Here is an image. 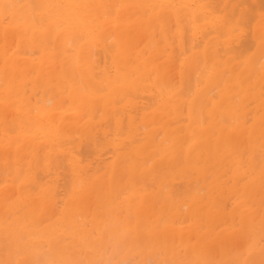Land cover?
<instances>
[{
	"label": "rangeland",
	"instance_id": "1",
	"mask_svg": "<svg viewBox=\"0 0 264 264\" xmlns=\"http://www.w3.org/2000/svg\"><path fill=\"white\" fill-rule=\"evenodd\" d=\"M244 1L240 0L239 7L230 11V16L234 19L233 21L236 24L232 29L234 30V35L237 37L232 48L241 54L240 56H236L241 70V72L239 71L241 77L239 76L240 82L233 84L232 90L230 89L229 92V102L234 105L232 113L234 114L236 112L234 124H236L238 120L243 123L244 133L232 135L233 138L230 137L229 143L224 141V143H222V146H224L222 147L224 154L220 158L215 157V159H213L214 157H211L213 160L206 164L203 174H200L202 171H193L191 173L189 170L182 169V166H179V164L177 168H174L173 173H171L173 167L169 165L167 168L168 163L165 160V163L162 162L159 169L153 168L152 171L154 172L157 169V172H155L156 174L154 172H151L149 175L147 174L149 177L145 179L146 184L144 183L141 185L136 182L131 184L129 183L130 180L128 177L129 167L126 170L124 168L126 167L125 164H123L124 167L122 165L112 168L105 166L104 163L106 161L109 163L115 159L112 153L109 152L108 154L105 152L103 153L104 155L102 154L99 156V158L102 157L101 160L105 158L103 162L99 158V160L95 159L96 156L90 153V151L86 154L91 147L87 146L88 143L85 141L87 139H80L77 133L66 138L68 140L71 139V141L75 139L73 141L74 143L72 142L74 145L69 143L68 140V142L66 140L63 141V139L58 144L50 146L53 148L50 150L48 147L49 144H42L43 142L38 139V142L36 141L32 146H29L30 150L23 149L16 155L14 147L20 149V143L18 142L19 140H17V132L14 130L13 125H11L12 116L10 112L4 113V115H6L4 117V123H0V246H4V250H1L2 248L0 247V264H42V262L36 263V261L38 259H43V255L41 256L42 258H39V254H41L43 250L48 251L47 256L50 257L48 261V257L44 258L42 261H45V263L43 264H264V171L259 169L260 171L258 172L257 164L259 163L256 161L258 158L257 155L259 154L255 153L256 151L259 153L264 152V53H262V51H264L262 50L264 49V46H262L264 45V39H261L259 43H257V40L253 37L252 30L256 20L249 21V28L247 21L240 20L238 12L241 8L253 9L251 7L254 6L255 9V6H258L262 7V9L257 7V13L264 18V3L261 2V6L259 1L260 5L257 2L250 5L248 8L247 5L250 4V2H256L257 0ZM129 7L130 9L127 12L131 22L136 23L138 19L142 20V25L137 24V26L133 27L135 32L131 34L129 45L127 44L128 66L133 72L142 71L145 84L147 85L145 90L138 92L140 99L142 95V97H146L144 99L145 101L141 99L143 102H146V100L151 102L153 100V103H149L150 108L154 105L152 107L153 109L156 108L155 105L157 104L155 103L156 100H154L156 94H154V96L153 93H158L159 91L161 94L165 91L166 93L164 92V94H161L162 96H168L170 94L177 95L176 99L179 98L178 103H182L183 105V107H180L179 116L182 117L184 111L185 117L182 118H184L185 122L188 120V101L195 98L197 99L204 89L205 96L202 98L200 97V101L207 103V100H209L216 103L219 96L218 91L220 88L223 89L225 85H227L226 80L229 74L227 73L224 78L220 77V80L218 79L214 83L213 81H209L210 73L206 68L202 69L206 63L199 53L203 46L202 43H204V38L202 37L204 32L201 31L203 33L197 32L194 34L193 25L183 21L182 18L178 17L171 9L162 11V14H156L149 11L148 8H141L138 7V5H131ZM241 22H244V24ZM247 28L249 29L247 30ZM30 35V31L26 32V34L21 31V34L9 36V40H7L5 44L0 40V61L2 56H6L13 50H17L18 44H20L21 41L24 43L23 40L28 43L26 45V50L23 49V52L25 51L26 54L27 51L29 53L31 52L30 54L33 58L37 59V55H34V50L31 48L32 44L29 43ZM111 36L110 34L106 35L105 39L107 44L115 40V37ZM245 39L249 41V44H245ZM188 40H190L191 43H188ZM197 41L198 43L200 41L201 44L199 45L196 43ZM192 42L194 45L193 47L191 46ZM240 42L244 43L241 45ZM115 43L116 41L111 44ZM151 43L152 45H150ZM195 43L197 47H195ZM243 44L249 45V47L247 48ZM237 45L241 46L239 47ZM190 46L192 48H190ZM100 47L101 46L98 45L97 47L94 45L87 47L86 54H88L87 57L90 58L91 63L95 60L93 58V60L91 59L90 54H92V49H96L93 52H97V50L99 51V49H101ZM237 47L239 48L237 49ZM258 49L262 51L259 50L260 52H258ZM6 51L8 52L4 55ZM222 51L223 50H221V52ZM256 53H260V55L262 53V58ZM36 54L38 53L36 52ZM98 55L99 53L97 57ZM92 56L94 57V55ZM190 56L191 58H189ZM248 59L251 62L248 64V67H244L245 61ZM95 61L100 64L97 58ZM258 61H260L259 64H257ZM75 62L76 60L74 61V66ZM222 69L224 70L221 71V73L223 72L224 75L226 74L225 72L229 70L225 68ZM245 70L246 72H244ZM61 72L62 67L60 60L59 58H55L48 64V72L45 78L39 79V81L38 77H35V81H33L34 76L37 74L34 73L27 64L26 69H24L25 75L20 76L25 87L24 90L26 91H24V98L26 101H28V103L31 102V106L33 105L37 108L43 106L46 108L53 107L54 99L52 98L50 100V92L44 91L43 86H56L57 84L55 85V83L58 82V76ZM242 72L243 74H241ZM193 75L195 76L193 77ZM199 75L202 77L201 80L195 78H199ZM0 76L1 84V70ZM249 76L252 79L248 78ZM199 80L201 81L200 85ZM209 83H211L210 86L214 85L213 87H220L216 89L212 87V92L211 87L208 86ZM237 84L240 86H237ZM183 86H185V90L182 93ZM210 90L212 93L215 92L214 94L216 95L214 96L216 97H214L212 93L210 95L208 94ZM45 92L47 93L45 94ZM184 93L189 95H185ZM151 95L154 96V99L150 100ZM161 95H159L157 99L160 98ZM237 100L238 106L236 104ZM67 106L68 104H64V107ZM170 113L172 114V112ZM100 116L101 112H97L95 116L91 117L88 111L84 110L78 117V120L80 119L79 123L81 124L91 118L97 122ZM198 118L201 119L200 115H198ZM226 121L222 123L227 125L229 121ZM153 123L147 122L144 129L142 128V131H151L155 143H157L156 140H161L158 143L165 140L162 142L163 145H169L171 142L169 139H164L165 134L160 123ZM9 126L11 128H9ZM166 127L172 129L175 127V124L171 123V125H167ZM8 128L13 130V133ZM9 131L11 133H9ZM182 134H185L184 130L180 134L181 137H183ZM211 137L216 138L217 134L214 133ZM14 140L16 142L13 144ZM182 143V140L178 139L174 144L175 146H179L175 147L176 154L179 152L181 153L183 150ZM229 144L234 145H231L232 148L229 149ZM37 145L40 146L37 147ZM256 148H260V150H255ZM30 151H34L35 153H31ZM82 151L86 152L82 153ZM59 152L60 154H58ZM63 152L64 154L66 152V157L61 154ZM203 153L204 152L201 154ZM28 154L29 156L27 158L25 155ZM230 154H232V156H230ZM59 155L63 156L61 160V156L59 157ZM47 156H50V159L48 157L49 164H46V160H43L46 159ZM223 156L224 159L222 160ZM92 158L93 160H91ZM179 158L180 156L177 157V159ZM76 159L79 160L78 164H75ZM15 160L21 161L20 167L24 168L23 172L21 170L18 173V169L14 164ZM87 160H90V163ZM92 161L95 164H100L102 162L100 164L101 166H99V164L95 166L99 168V170L93 167L95 164H93ZM53 164L54 166H52ZM147 166H152V163L147 162ZM86 167L87 169H85ZM25 168H29V171H32V173L25 170ZM164 168H167L170 174H175L179 169V177L175 175L174 177L177 178L172 179L173 175L168 177L164 176L165 178L161 180L160 178L164 173L165 175H170L169 172L166 173L165 170L164 173L161 171ZM90 170L94 172V175H92L93 173L85 175V172L87 171V173H89L91 172ZM159 170L161 172L158 173ZM50 171L52 175H46L48 172L50 173ZM59 171H63L64 174ZM80 171H84L85 174L83 172L80 173ZM254 171L257 172L255 173ZM56 172L57 174L59 172V175H56ZM188 172L190 174L187 176ZM68 173L71 175H68ZM157 173L161 176L158 178L160 179V183H157L158 180L156 181ZM38 175L39 177H37ZM67 175L70 181L66 178ZM183 175L186 179H182ZM27 176L28 178H26ZM154 178L156 179L154 180ZM42 179L43 181H41ZM49 179L53 182L57 180L62 181L61 184L63 187L59 185V181L57 182L61 187H59L61 195H55L60 197V200L63 199L60 202L58 201V203L56 201L54 202L56 182H52V185L49 183L46 185L44 184V180L49 182ZM188 179H192L190 181L191 183H187ZM253 179H256V182H258L257 186L256 184L253 186L250 185ZM66 180L69 181V187L65 184ZM173 180H175V182H172ZM47 182L45 181V183ZM166 182H169V184L171 182L177 184L172 186L171 184L167 185ZM181 182L192 185L194 188L190 186L189 188L191 191L189 190V192H194V194L201 199L200 208L197 210L194 209V214L189 211L188 201L185 199L184 193L182 194L179 190V187H181L183 192V188H185V186L182 188ZM24 183L26 185L24 190H26V192L29 191L28 195H32L31 199H35V203L30 200L31 204H28L30 203L28 202L29 199L26 201L23 199L26 193H23V195V191L18 189V185ZM160 184H163L161 185L162 188ZM73 187H75V193L73 192ZM247 188H249L248 192L246 191ZM67 189L68 191L66 192ZM161 189H163V191ZM45 191L49 192V196L45 197L44 200H39V195ZM172 191H174L173 194H170ZM178 192H180L181 195L180 193L178 194ZM174 193H176L177 196H174ZM185 193L188 194L186 191ZM74 194L75 196H79V199L77 198L72 209L75 210V214L74 211L72 212L69 208V205L73 202ZM140 195L145 196L141 198ZM46 198L47 200H45ZM67 203L69 205H67ZM107 204L108 206H106ZM135 213L139 215V223L137 222L138 226L140 225L139 227L135 224ZM170 233L171 236H169ZM7 247H9V249ZM25 250L28 252H24ZM37 255L39 257H36ZM51 259H54L53 262H55L53 263Z\"/></svg>",
	"mask_w": 264,
	"mask_h": 264
},
{
	"label": "bare ground",
	"instance_id": "2",
	"mask_svg": "<svg viewBox=\"0 0 264 264\" xmlns=\"http://www.w3.org/2000/svg\"><path fill=\"white\" fill-rule=\"evenodd\" d=\"M241 1H244V0H241ZM259 1L260 3L261 2L264 3V1H261V0H257L256 2L254 1L252 3L250 2V4L247 5L248 8L250 5H253L254 3H257V2L260 5ZM262 3H261V6H262ZM239 4H240V0L239 1L238 0H0V40L1 42L3 41L5 44L7 43V40H9V36H12V35L14 36L15 34H21V31L25 32V34L26 32L30 31L31 35L29 36L30 38L29 43L32 44L31 48L34 50L33 51L34 55H37V59H34L33 56L30 54L31 52L29 53L27 51V54L29 53L28 56L25 53V51L23 52V49L26 50V45L28 44L27 42H25V40H23L24 43H22L21 41L20 44H18L17 46V50H13L12 52L8 53V55H6L8 51H6V53L4 52L5 53L4 55L6 56H2V59L0 61V70L2 72V78H1V84H0V123L2 124L4 123V117L6 116L4 115V113L10 112L12 116L11 125H13L14 130L17 132V138H18L17 140H19L18 142L20 143V149L14 147L15 154L18 155L23 149L30 150L29 146H32V144L36 142L38 139H40L41 142H43L42 144H49V146L48 145L47 146L49 147L50 150H52L53 148H51L50 146L58 144L63 139H64L63 141L65 140L67 141L68 139L66 138L77 133L80 139L86 138L88 141L85 139L84 140L86 141V143H88L87 146L91 147V149H88V152L82 151V153L86 152L87 154L90 151V153H92L93 155L97 157V158L95 157V159H98L99 156L105 152L107 154L108 152L112 153V155L115 157L114 161L109 162V163H107L106 161L104 165L112 168L114 166H121V165L123 166V164H125L127 168L124 166L123 167L126 170L129 167L128 177L130 180L129 183L131 184H133L134 182L141 184V185L144 184L146 182L145 179L149 177L147 176V174L149 175L151 172L153 173L154 172L152 171L153 168L159 169V166L165 160L168 163L167 168L169 165L170 167H173L171 173H173L174 168H177V165L179 164V166H182V169L189 170L191 173L193 171H198V172L202 171L200 174H203L204 168L209 161L211 162L213 159H215V157L220 158L224 154L223 153L224 150H222V147L224 146H222V143H224V141L226 143H229L230 137H232V135L234 134H237V133L241 134L242 132L244 133L243 123H241L238 120V122L234 124L235 123L234 119H236L235 118L236 112L234 114L232 113L234 110V105L229 102L230 89L232 90L233 84L240 82V77H241L240 76L241 70L238 64V60L236 59V56H240L241 54H239L238 51L236 52V50H233L232 48L233 44L235 43L237 39V37L234 35V32H233L234 30L232 29V27L236 24L233 21L234 19H232L230 16V11L237 9V7H239ZM131 5L133 6L138 5V7H141V8H148L149 11L154 12L156 14H162V11H167V9H171L178 17L182 18L183 21H186L187 23H191L193 25L194 34L197 32H200V33L204 32L203 33L204 35L202 34V37L204 38V43H202L203 46H202V49L199 51V53L202 55V58L206 63L202 69L206 68L207 71H209L210 73L209 81L211 82L213 81L214 83L218 79L220 80V77L224 78L227 75V73L229 74V77L226 80L227 85H225L223 89L220 88L218 91L219 96L217 98L216 103L209 101V100H207V103H205L204 101L202 102L200 101V97L202 98L203 96H205L204 94L205 89H204V91L201 92L202 94L200 93L201 94L200 96L198 97L196 96L197 99L195 98L193 100L188 101V105H187V110H188L187 119L188 120L185 122L184 118H182V117H185L184 111H183L184 115L182 117L179 116L180 107H183V105L182 103H178L179 98L176 99L177 95L170 94L168 96H162L161 94H164L165 91L161 94L159 91L158 93H153V95L156 94V96L154 95L156 98L154 99V96L151 95L152 97L150 96V100L154 99L156 100L155 103H157L155 105L156 108H153V109L152 107L154 105L150 108V104L154 102L153 100L151 102L147 100L146 102H143V100L146 97H142V95H141V99L143 100L140 99L138 92H140L141 90H145V87L147 85L145 84V80L143 78V72L142 71L133 72V70L130 69V67L128 66L127 53H128V45L130 42L131 34L135 32L133 27L137 26V24L142 25V20L138 19L136 23L131 22V20L128 17V12H127L130 9L129 6ZM257 7L258 6H255V9H254V6L251 7L253 9H250V8L242 9L241 8V10L239 9L238 12L240 15L239 16L240 20L247 21L248 22L247 24H249L248 25L249 28H250L249 21L251 22L254 19L256 20V23H254L252 30H253V37L257 40V43H259L261 39H264V18H262V16L257 13L258 8L262 9V7H258V8ZM237 22H240V21H237ZM242 24H244V22ZM249 28H247V30ZM108 34L115 37V40L113 41V42L116 41L115 44H111L113 42L110 43L111 45L106 43L105 37ZM190 40H188V43L190 42ZM248 40L245 39V44H249ZM196 43H198V41ZM196 43H195V47H197ZM240 43L242 45V43L244 42H240ZM198 44L199 45L201 44L200 41ZM91 45H94L95 47H97V45L101 46L100 47L101 49H99V51L97 50V52H93L96 49L95 50L92 49V54H90L91 59L93 58L96 60L97 58V61L99 60L100 64L93 59L91 63L90 58L87 57L88 54H86V50H87V47H91ZM150 45H152V43ZM191 46L192 47L194 46L193 42ZM191 46L190 48H192ZM245 46L247 48L249 47V45L248 46L245 45ZM239 47H237V49ZM221 50L223 51L221 52ZM259 50L262 51L264 49L262 50L258 49V52H260ZM36 52L38 54H36ZM98 53L99 55L97 57ZM262 53H264V51H262ZM92 55H94V57ZM257 55L259 56L260 53ZM261 55H260V58H262ZM55 58H59L60 64L62 67V72L58 76V82L55 83V85L56 84L57 85L54 87L53 85L52 87L43 86L44 91L50 92V96H51L50 100L52 98L54 99V102H53L54 105L53 107H50V108H46L45 106L41 108L34 107L33 105L31 106V102L28 103V101H26V99L24 98V93L26 91L24 90L25 87L23 85V81L20 78V76L25 75L24 69H26V66L28 64L29 68L34 73L37 74L34 76L33 81H35V77H38V80L44 79L48 72V64ZM189 58H191V56ZM255 58H254V61H255ZM74 59L77 62V63L75 62V66H74V61H75ZM260 61H258L257 64H259ZM93 62L95 65L93 64ZM250 62L251 61L249 59L245 61L244 67L245 66L248 67V64ZM222 68L229 69L228 72H225L226 73L225 75L223 72L221 73V71L224 70ZM244 72H246V70ZM205 73H206V70H205ZM241 74H243V72ZM194 76L195 75H193V77ZM195 78L200 79V80L202 79L200 75H199V78L198 77H195ZM248 78H250V76ZM23 80H24V77H23ZM244 82H245V79H244ZM200 83L201 81L199 82V85ZM210 85L211 83H209L208 86L211 87L212 92H213V88L216 89L220 87V86L213 87L214 85L213 86H210ZM238 85L239 84H237V86ZM237 86H236V89H237ZM183 87L184 88L182 90V93L185 90V86ZM211 90L208 93L209 95L212 93ZM46 93L47 92H45V94ZM214 93H212L213 96L216 95ZM159 95H161V97L157 99ZM184 97H187V96H184ZM148 99H149V96H148ZM204 100L206 101L205 98ZM237 103H238V100L236 101V104ZM64 104H68V106L64 107ZM84 110H87L91 117L95 116L97 112H101V116L99 117V120L97 122H95L93 118H91L81 124L79 123L80 119L78 120V117ZM240 110H243V109H240ZM63 111H66V112H63ZM170 112H172L173 116ZM198 115H200L201 119L198 118ZM224 121L226 122L229 121V123H227V125H224L222 123ZM147 122L160 123V126L163 128V132L165 134L164 139H169L171 143L167 146H164L162 143L165 140H162L161 143H158L161 140L160 141L156 140L157 143H155L154 137L151 131H142V128L144 129ZM171 123L175 124L174 128L169 129L168 127H166L167 125L168 126L171 125ZM10 126L9 128L12 127ZM9 130L11 132L13 131L11 129ZM183 130L185 134H182L183 137H181L180 134L183 132ZM10 131L9 133H11ZM214 133L217 134L216 138L211 137L212 134ZM178 139H181L183 142L182 143L183 150L181 151V153L179 152L176 154L175 147L177 145L175 146L174 144L176 143ZM74 140L71 141L70 139L68 141L69 143L73 144ZM15 142L16 141L14 140L13 144ZM231 145L233 146L234 144H229V149L232 148ZM39 146L40 145H37V147ZM255 150H260V148L258 149L256 148ZM33 152L34 151H32L31 153ZM202 152L204 153L201 154ZM255 153L259 154L257 155L258 158L256 157L257 161L255 160L257 163H259L257 164L258 172L260 170L264 171V152L259 153L256 151ZM58 154H60V152ZM61 154L65 156L66 152L65 154L64 152ZM25 156H27L28 158L29 154ZM60 156L61 155H59V157ZM178 156H180L181 159L180 158L179 159L181 161L177 159ZM230 156H232V154H230ZM48 157L50 159V156H47L46 159H43V160H46L45 161L46 164H49ZM211 157L212 158L214 157V158L212 159ZM62 158L63 156L60 157V160ZM93 158L91 160H93ZM101 158L99 159L101 160ZM223 159H224V156L222 157V160ZM103 160L101 161L103 162ZM78 162L79 160L76 159L75 164H78ZM88 162L90 163V160ZM147 162H151L152 166L148 167ZM176 162H179V163H176ZM14 164H15V167L18 169V173L21 170L23 172L24 168L20 167V164H21L20 160H15ZM93 164L95 163L93 162ZM96 164L98 165L99 163H96ZM96 164L94 166L91 164L89 165L99 170V168L95 167ZM100 164L99 166H101ZM52 166H54V164ZM167 168H164L162 170L160 169V170L163 171V173L165 170L166 173L169 172L170 174V171ZM85 169H87V167ZM25 170L29 171V168H25ZM160 170L158 171V173L161 172ZM29 172L32 173V171H29ZM59 172L63 173V171H59ZM59 172L58 174L57 172L55 174L59 175ZM82 172L84 173V171H80V173ZM155 172H157V169L155 170ZM178 172H179V169L176 172L177 174L175 173V174L165 175V173L164 174L161 173L163 174L162 176L163 178L159 176V174L157 173L158 174L157 179L154 178V180L156 179V181L158 180L157 183L158 182L160 183V179L163 180L165 177H168L171 175H173L172 179L177 178L174 176L175 175L177 176ZM254 172L256 173L257 171H254ZM85 173H84L85 175L92 174V173H93L92 175H94L93 171L89 173H87L86 171ZM49 174L52 175V172L50 171V173L48 172L46 175H49ZM69 174L70 173H68V175ZM84 174H81V175H84ZM188 174L190 173L188 172L187 176ZM68 175L66 176L67 179H68ZM37 177H39V175ZM159 177L161 178L158 179ZM26 178H28V176ZM51 179L48 180L49 182H47V180H44V184L46 185L49 183L52 185L54 182H56L57 185L58 183H60L59 185L62 186L61 184L62 181L54 179L57 181L53 182ZM182 179H186V177L184 178V175H183ZM23 180L25 181L24 178ZM68 180H66L67 182L65 181V184H67V186L69 187L70 180L69 181ZM191 180L192 179H188L187 183H189ZM41 181H43V179ZM45 181L47 183H45ZM172 182H175V180H173ZM172 182L170 183L172 186H174V184L175 185L177 184V183L173 184ZM187 183L185 182L182 183V188L183 186H185V188H183V192L181 190V187H179V190L182 194L184 193L185 199H187L188 201L189 211L192 214H194L193 213L194 209L197 210L200 208L201 199L197 195L194 194L193 190H192L193 193L189 192L190 190L189 187L192 185H188ZM166 184L168 185L169 182L168 183L166 182ZM255 184L257 186L258 182H256V179H253L250 185L253 186ZM57 185H55L56 186L55 189L57 191L55 190V193H54V196H55L54 202L56 201L58 203V201L60 202L63 199L60 200V197L56 196L60 194L61 192L59 190L61 187ZM161 185L163 184H160V186ZM25 186H26L25 183L22 185L21 184L18 185V189L20 191H23L22 194L26 193V195L23 194L24 195L23 199L25 201L29 199L28 202H30V200L34 202L35 199H31L32 195L31 196L28 195L29 191L26 192V190H24ZM191 188H194V187L192 186ZM72 189H73V192L75 193L76 192L75 187H73ZM248 189L249 188L246 189L247 192H248ZM161 190L163 191V189ZM67 191L68 189L66 190V192ZM185 191L188 192V194L185 193ZM56 192H59V193H56ZM173 192L174 191H172V193L170 194H173ZM180 192H178V194ZM161 195H162V192H161ZM175 195L176 193H174V196ZM48 196H49V192L45 191L39 195L40 197L39 200H44V198ZM73 196H74V199L72 200L73 202L71 201L72 203L70 205L67 203V205L70 206L69 208L71 210L73 209V206L77 198L79 199L78 195L75 196L74 194ZM140 196L141 198L142 197L144 198L145 195H140ZM45 200H47V198ZM105 203H108V202H105ZM28 204H31V202ZM106 206H108V204ZM73 211L75 214V210H72V212ZM138 218H139V215L135 213L134 214L135 224H137ZM169 236H171V233ZM6 244H5V249H6ZM0 247L2 248L1 250H4L3 249L4 246L3 247L0 246ZM7 248L9 249V247ZM26 251L27 250H25L24 252ZM22 253H23V250H22ZM47 253L48 251L43 250V252L39 254L40 257L38 255L36 257L42 258L41 256L43 255V259L48 257L47 259L48 261L50 257L47 256ZM43 259L41 260L38 259L39 261L37 260L36 263H39V262H42V264L45 263V261H42Z\"/></svg>",
	"mask_w": 264,
	"mask_h": 264
}]
</instances>
